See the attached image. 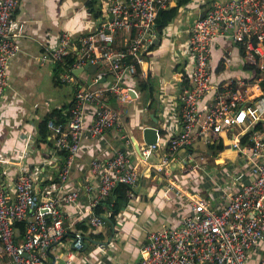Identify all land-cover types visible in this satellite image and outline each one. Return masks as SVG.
<instances>
[{
  "label": "built area",
  "instance_id": "obj_1",
  "mask_svg": "<svg viewBox=\"0 0 264 264\" xmlns=\"http://www.w3.org/2000/svg\"><path fill=\"white\" fill-rule=\"evenodd\" d=\"M19 3L20 0H0V105L8 63L18 53L23 34L15 16ZM170 3L171 0H107L109 18L98 29L79 39L67 30L59 35L56 44H44L40 61L54 67L61 65L60 81L74 85V99L66 110L67 122L48 120L55 134V150L67 154L58 179L48 182L47 191H39L35 175L24 171L13 182L11 193L6 191L0 173V252L8 258L7 264H45L48 249L63 237V205L78 198V190H66L65 184L83 135L86 131L97 136L110 128H124L120 111L107 95L121 101L131 98L128 81H135L146 53L158 38L156 18ZM223 37L253 55L262 74L251 82L239 78L213 84L211 48ZM179 49L189 77L178 93L180 129L164 146L159 137L155 143L140 145L144 156L160 151L159 161L147 164V168L167 179L180 149L201 139L217 145L224 134L239 153L236 159L247 164L250 176L239 169L226 171L225 178L218 179L216 172L220 168L215 166L222 162L214 157V167L208 173L213 185L207 196L195 191L188 194L176 181L167 180L164 196L174 191L186 197L189 211L178 225L148 233L137 264H264V94L259 85L264 80V0L214 1L190 26L186 45ZM69 56L73 60L65 67ZM86 63L96 66L90 82L97 83L108 75L110 81L94 89L80 82L72 71ZM211 89L212 99L204 105L202 100ZM89 104L94 105V111L87 122ZM200 158L208 166V159ZM129 160L124 150L105 159H92L93 178L85 190L96 193L93 205L120 183L131 186L130 197L134 196L139 174L129 166ZM193 165L201 168L199 162ZM24 219L26 227L20 235L16 222ZM90 221L101 226L105 219L93 213ZM98 245L105 249L103 241ZM72 247H84L81 231H75Z\"/></svg>",
  "mask_w": 264,
  "mask_h": 264
},
{
  "label": "crops",
  "instance_id": "obj_2",
  "mask_svg": "<svg viewBox=\"0 0 264 264\" xmlns=\"http://www.w3.org/2000/svg\"><path fill=\"white\" fill-rule=\"evenodd\" d=\"M90 1L93 12L88 7ZM214 1L189 0L180 7L177 16L146 53L135 81H128L130 99L121 101L107 95L108 101L120 111L124 128H110L97 136L88 131L84 133L65 184L66 190H78V198L74 203L63 205L65 232L60 241L48 249L45 264H137L140 247L148 233L178 225L189 211L186 197L174 191L165 197L163 191L167 180L172 179L191 193L193 185L190 183L194 179L186 180L184 174H192L186 166L190 167L189 161L197 151L195 144L177 152L171 165L174 169L171 168L167 179L162 173L147 168V164L159 161L160 151L144 156L140 145L144 142L145 126L158 128L159 142L163 146L179 131L178 93L189 79L183 76L184 57L179 48L186 45L190 26ZM15 16L23 34L19 38L18 53L8 63L7 84L0 105V173L6 191L11 193L13 182L24 171L35 175L39 191H47L48 182L58 179L65 155L55 150L53 131L50 130L46 138L40 137L39 123L55 108L66 112L74 99V85L69 89L63 87L65 83L58 75L56 77L55 67L42 63L40 54L44 44H56L64 31H70L75 39L95 31L108 20L109 10L107 0H20ZM210 62L215 85L248 76L247 66L256 63L253 55L227 37L213 43ZM94 71L95 68L83 70L76 77L93 89L110 81L108 75L97 83L92 80L88 83ZM213 89L204 96V105L211 101ZM93 111L94 105L89 104L87 122ZM117 150H124L130 158L129 166L138 171L134 196L116 216L115 222L105 220L101 226H94L90 216L97 214L92 204L96 193L85 190V185L93 178L91 161L108 158ZM216 156H220L218 160L222 165L229 163L221 153ZM195 178L200 184L199 176ZM182 204L186 205L184 210H181ZM107 207L97 215L108 218L110 210ZM75 231L83 234L84 247L81 249L72 247ZM100 241L105 243L104 250L99 248Z\"/></svg>",
  "mask_w": 264,
  "mask_h": 264
},
{
  "label": "trees",
  "instance_id": "obj_3",
  "mask_svg": "<svg viewBox=\"0 0 264 264\" xmlns=\"http://www.w3.org/2000/svg\"><path fill=\"white\" fill-rule=\"evenodd\" d=\"M188 2H189V0H171L170 7L167 9H163L159 12V14L156 18V22H155L156 31L158 32L159 37L163 34V31L166 28V26L177 16V14L179 13L180 7L187 4ZM91 4H92V2L90 1L88 7H89L90 11L93 12L94 10L92 9ZM72 60H73V58L69 56L67 58L68 65H65V67L69 66V64H71L70 62H72ZM222 61H224V60H222ZM61 68H62L61 65L55 66L56 77L58 75V70H61ZM247 69L250 71V74L248 76L244 77L246 79V81L251 82L255 79V77L262 74V71L259 68H257L256 64H251V65L249 64V67L247 66ZM183 71H184L183 76L186 78H189L186 70L183 69ZM139 73H140V69H138V74ZM260 86H261L262 90L264 91V80L260 81ZM69 106H68V108H69ZM68 115H69L68 112L62 113L61 108H55L49 114L44 116V118L39 123V135H40V137L46 138L47 135L51 133L52 130L48 127V120L49 119H53L55 121V123H58V122L65 123L68 120ZM210 147L215 148V150H216L215 155H217L223 150L224 143H223V141H221L217 145L216 144L211 145ZM63 154L65 155V159H66L67 153L63 152ZM239 163H240V167H241L244 175L250 176V172L247 169V167H248L247 164H242L241 162H239ZM230 165L231 164H229V166ZM227 167H228V165H227ZM249 178L250 177L245 178L244 180H248ZM131 191H132V187L129 186L128 184H125V183L118 184L110 195L103 198L102 201L100 200L95 205V208L97 211L96 213L101 215L100 211L104 210V208L106 206H108L107 208L110 210V216L108 218H106L105 220L107 223L109 221L115 222L116 216H118L121 213V211L127 206L128 202L131 198L130 197ZM26 222L27 221L25 219L16 222V227L19 230L20 235L23 234V232L25 231ZM97 236H99V235H97ZM4 261H6V260L4 259Z\"/></svg>",
  "mask_w": 264,
  "mask_h": 264
},
{
  "label": "rangeland",
  "instance_id": "obj_4",
  "mask_svg": "<svg viewBox=\"0 0 264 264\" xmlns=\"http://www.w3.org/2000/svg\"><path fill=\"white\" fill-rule=\"evenodd\" d=\"M65 88L69 89V87H72V83H65L64 86ZM223 143H224V148L223 150L220 152L225 158L229 159V163L227 164H223L221 166H215L217 169H219L218 172H216V177L218 179H224L225 178V172L226 171H234V172H238L239 168H240V163H239V159L237 160L236 158L239 156V153L234 150L231 147V140L228 139L227 136H225L223 134ZM212 144H210L209 142H205L203 139L198 140V142L195 143V147H196V152L197 154L195 155V162H199V164L201 165L200 167L194 166L193 164L195 163L194 161H189L190 163V167L186 166L187 171L190 170V172L192 174H184L186 180H188V178H193L194 181H192L190 184L193 185V189L191 190V192H197L200 194H208V191L211 188V185H213L212 180L209 178L208 173L211 171V169L214 167V160L213 157L215 155V148H211ZM211 153V154H209ZM201 156H203L205 159H208V166H206V163H202L201 162ZM220 157V156H218ZM223 158V157H222ZM221 161V160H219ZM224 161V158H223ZM234 161V163H233ZM229 164H231L229 166ZM228 165V167H227ZM201 180V183L199 184V182L196 180L195 177H198ZM187 184V182H186ZM186 208L185 204H182V208L181 210H184ZM179 212H181L179 210ZM1 259H5L8 263V258L2 254V252H0V260ZM253 258H251V262H252Z\"/></svg>",
  "mask_w": 264,
  "mask_h": 264
},
{
  "label": "water",
  "instance_id": "obj_5",
  "mask_svg": "<svg viewBox=\"0 0 264 264\" xmlns=\"http://www.w3.org/2000/svg\"><path fill=\"white\" fill-rule=\"evenodd\" d=\"M207 10H208V7L203 10V12L201 13V16H203L207 12ZM94 68H96L95 65H89L88 63H86L83 67H80L78 69H74L72 72L75 76H78L83 70L92 71V69H94ZM103 78L104 77H102L100 80H102ZM88 83H90V77L88 79ZM153 119L155 121H157L156 117H153ZM158 137H159V130L157 127L151 126V125L143 127L144 142H146L148 144L155 143L157 141ZM54 261H55V259H54ZM0 264H6V262L3 259H1Z\"/></svg>",
  "mask_w": 264,
  "mask_h": 264
},
{
  "label": "bare ground",
  "instance_id": "obj_6",
  "mask_svg": "<svg viewBox=\"0 0 264 264\" xmlns=\"http://www.w3.org/2000/svg\"><path fill=\"white\" fill-rule=\"evenodd\" d=\"M216 160H217L218 162H222V161H219V160H218V156H216Z\"/></svg>",
  "mask_w": 264,
  "mask_h": 264
}]
</instances>
